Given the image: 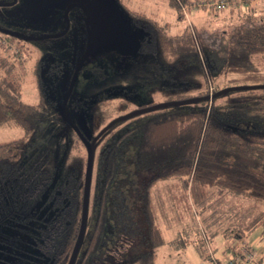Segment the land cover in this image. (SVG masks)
Listing matches in <instances>:
<instances>
[{
	"label": "trees",
	"instance_id": "16d2710c",
	"mask_svg": "<svg viewBox=\"0 0 264 264\" xmlns=\"http://www.w3.org/2000/svg\"><path fill=\"white\" fill-rule=\"evenodd\" d=\"M180 1L185 5L190 3L188 0ZM238 1L239 8L244 6L248 12L241 10L237 15L245 13L250 17L244 30L233 28L228 35L223 33L218 42L216 39L200 44L194 39L193 30H188V25L184 29L186 33L179 34L174 40L171 36H164L160 25H154L152 20L128 11L132 22H142L152 36L149 41L142 43L140 54L134 59V67L146 63L142 59L143 54L151 53L156 60V51H164V43L159 40L165 37L171 59L170 67L176 69L179 63L187 60L194 64L200 76L198 81L191 79L161 85L158 91L168 92L165 97L167 101L194 97L188 92L197 88V85L204 88L197 96L209 94L207 83L218 75H231L230 81L236 84L237 81L264 84V67L261 68L264 62L260 61L261 57L264 59V0ZM120 3L123 4L121 0ZM170 5L176 18L185 19L177 0H170ZM212 17V20L221 18L223 22L226 19L219 12H213ZM81 28L85 30L86 43V27L82 25ZM158 59L163 58L160 55ZM159 63L163 71L169 72L164 61ZM5 70L8 71L7 76H10L12 69L8 66ZM3 84L6 91L16 97L17 102L11 105L0 98V126L9 124L19 127L23 134L16 140L0 143V203H8L12 208L9 212L3 210L0 223L6 220L9 222L13 210H19L18 215L24 221L23 224L36 223L37 214L44 209L39 221L42 227L35 231L36 234H31V245L41 258L47 259L46 264H67L80 228L86 148L72 127L63 120L61 113L54 111L59 118L55 113L47 112V116L40 100L37 104H27L20 100L21 93L14 81L4 79ZM187 89L188 92L184 93ZM246 92L257 93L225 100L232 94ZM111 99H104L99 94L88 105L90 123L96 117L101 122L103 117L118 110L113 109ZM75 108L78 110L81 105L77 103ZM130 125L112 145L106 142L115 125L95 143L91 181L93 187L89 194L87 224L75 264H99L95 256L106 242L109 209L122 205V199L126 197L125 191H112L119 171V148L122 140L135 134L138 139L135 164L153 175L141 193V207L153 250L167 243L179 246L178 237L168 242L163 239L151 210L152 185L168 179L178 180L184 192L188 195L190 193L189 209L191 214L193 209L196 210V214H192L193 219L199 216L197 232L201 238L195 244L199 263L208 264L207 247L214 244L216 236L222 239L232 236L221 252L227 253L229 250L233 256L239 251L240 239H245L246 234L255 228L259 227L261 236H264V207L256 213L251 206L244 207L239 201V198H247L264 206V89L229 92L211 101L168 106L152 111L144 119L131 121ZM68 131L75 135L74 141L68 136ZM48 142L51 147L52 143L55 144V152L58 148L63 151L61 159L56 158L54 150L52 155L44 150ZM72 149L75 153L69 156ZM209 190L216 193H209ZM226 195L232 199H227ZM12 205H17L18 209ZM205 211L212 212V217L211 213L206 216ZM45 217L47 220L43 221ZM212 250L218 253L216 245H213ZM32 257V254H28V260ZM263 261L262 256V260L259 259L256 264ZM13 263L6 259L4 261V264ZM127 264H155V256L153 252H146L137 255Z\"/></svg>",
	"mask_w": 264,
	"mask_h": 264
},
{
	"label": "rangeland",
	"instance_id": "374dc122",
	"mask_svg": "<svg viewBox=\"0 0 264 264\" xmlns=\"http://www.w3.org/2000/svg\"><path fill=\"white\" fill-rule=\"evenodd\" d=\"M118 1L15 0L9 7H0V15L7 20L5 29L9 32H17L34 38L54 32H64L63 35L53 40L23 39L8 33H0V98L11 105H15L17 102L16 97L12 96L11 93L9 94L4 88L3 82L6 79L16 83V87L21 93V101L27 104H37L40 100L43 106L42 110L46 112V115L47 112L54 114V111H57L60 113L69 80H71L72 73L86 48L85 30L81 28L82 21H86L85 12L73 7L69 13L72 18L73 15H76L78 18L76 21L81 27L74 25L77 24L75 22L70 23V26L68 22L67 26L64 18H62L65 7L69 3L84 5L88 13L91 48L89 56L74 79L72 92L65 110L68 119L77 127L79 132L89 134L88 141L96 136L111 120L124 116L131 111L167 101L165 97L168 92L161 93L158 91L161 85L200 79L198 69L187 60L179 63L180 65L176 69L170 67L171 59L165 44V37L171 36L172 39L176 40L179 34L186 33L184 29L188 25V30H193L194 39L199 44L200 42L210 43L216 39L218 42L223 33L228 35L233 28L243 31V27L248 25L250 21V17L245 13L244 15H237L241 10L248 12L244 6L239 8L238 0H188L190 3L187 5L177 0L181 6V11L185 14L183 20L176 18L170 0H121L123 4L120 3V0ZM220 1H223L225 6L223 9L217 10L215 4ZM128 11L138 13L146 19L152 20L154 25L161 26L165 37H161L162 39L159 41L164 43V51L161 53L156 51V60L151 53L143 54L142 59L146 63L134 67L133 62L140 54L142 43L149 41L152 36L149 28L142 22H132ZM213 12L224 15L226 18L224 22L221 18L212 20ZM221 39L224 40L225 38ZM199 52L201 53V51ZM160 55L163 58L161 60L158 59ZM260 59L264 62L263 57ZM159 60L168 65L167 70L169 72L163 71ZM261 65V68L264 67V63ZM8 66L12 69L10 76H7L8 71L5 70V67ZM144 76L146 78L142 80ZM230 77L231 75H218L212 81L209 79L207 83L209 94L229 86L254 84L251 81H237L238 84H236L233 83L235 81H230ZM197 86L190 92L187 89L184 93L188 92L194 97H199L197 94H200L204 88L202 85ZM255 93L232 94L225 100L240 99L244 96L255 95ZM99 94L104 99L112 98L110 101L113 109L117 108L118 110L111 113L112 110L110 109L111 114L108 117H103L101 122L96 117L90 123L91 117L88 111L90 107L88 105H91ZM75 103H79L81 108L77 110ZM71 104L72 106H70ZM55 114L58 117V114ZM144 114L148 115H136L138 117L133 116L135 118L131 117L132 119L129 118L113 124L112 126L115 125L113 132L107 138L106 143L108 145L115 143L117 137L131 127V121L144 119L150 116L152 112ZM40 124L43 125L44 123ZM95 133L96 135H94ZM22 134L23 130L19 127L9 124L2 125L0 126V143L16 140ZM135 135L121 141L119 171L112 191L115 189L125 191L126 197L122 199V205L118 204V206L109 209L106 242L95 256V260L99 261V264H127L139 254L153 252L155 264H198L199 256L195 244L199 243L201 238L197 232L199 216L196 215L193 219L192 214H196V210L192 208L193 213L191 214L189 209L190 193L188 195L184 192L178 180L168 179L155 182L150 191V200L155 223L159 227L163 239L168 242L178 237L179 246L167 243L155 250L150 246L147 223L141 207L143 204L141 193L153 175L141 170L135 164L138 145V139ZM68 136L73 138V141L75 140V135L69 131ZM22 146L25 145L22 144ZM54 146L55 144L52 143L51 147L48 142L44 150L48 155H52L54 150L56 158L61 159L63 151L58 148L55 152ZM65 147L64 149L68 150V147ZM71 152L72 154L69 152V156H73L75 153L73 149ZM70 159L73 160V157ZM91 186L93 187V182H91L90 188ZM209 193L215 194L216 191L209 190ZM226 196L227 199H232L231 196ZM239 201L240 205L244 207L251 206L256 213L264 207L252 199L239 198ZM2 204L0 203V219L4 213L3 210L6 209V212H9L12 209L8 203ZM12 206L14 209H18L17 205ZM18 211L13 210L9 222L6 220L0 223V264H4L5 259L10 263L14 262L13 264H46L47 259L41 258L31 245V234L42 227L39 221L44 209H41L37 214V222H28L29 225L23 224L24 221L18 215ZM204 213L206 216L211 213L212 217V212L205 211ZM214 214L216 215V213ZM43 219L45 221L47 217ZM37 225L38 228L35 229ZM224 238L216 236L213 241V245L217 247L218 256L221 257L223 255L221 249L227 246L226 244L231 241L229 239L232 236L229 238L225 236ZM238 241L239 239L236 240V242ZM240 242H247L256 251V259L262 260V256L264 259V236H261L259 227L246 234L245 239H240ZM213 245H210V249L213 248ZM28 254L33 255L32 259L28 260ZM208 264L210 263L208 262ZM260 264H264V261Z\"/></svg>",
	"mask_w": 264,
	"mask_h": 264
},
{
	"label": "water",
	"instance_id": "95a60500",
	"mask_svg": "<svg viewBox=\"0 0 264 264\" xmlns=\"http://www.w3.org/2000/svg\"><path fill=\"white\" fill-rule=\"evenodd\" d=\"M15 2V0H14ZM76 7L81 9L83 12H85L86 16V21H85V27L87 31V42H86V48L85 52L80 59L79 64L77 65L76 69L74 70L71 80L69 82V86L67 89V92L63 98V101L61 103L60 107V113L65 122H67L72 129L76 132V134L79 136L81 141L83 142L85 148H86V153H87V158H86V169H85V179H84V188H83V198H82V211H81V221H80V228L78 232L77 239L75 241L73 250L71 252L70 258L68 260L67 264H75L77 255L79 253V250L81 248V245L84 240V235H85V230H86V224H87V215H88V203H89V194H90V185H91V176H92V168H93V160H94V151H95V143L97 139L105 132L107 131L113 124L129 119L133 116L152 112L158 109L166 108L168 106H181V105H186V104H194L200 101H210L213 100L216 97H219L223 94L229 93V92H235V91H241V90H256V89H264V84H251V85H235V86H229L223 89L218 90L217 92L205 96H199V97H191L183 100H172V101H165L161 102L155 105H150L146 106L143 108H140L138 110H134L129 112L128 114H125L124 116L117 117L113 120H111L104 128H102L96 136H94L90 141L87 140L89 137L88 133L82 134L79 132L77 127L70 122L68 117L65 115V107L66 103L68 101V98L72 92L73 84H74V79L80 69V67L84 64L85 60L90 54V48H91V33L89 29V18H88V13L82 4H77V3H69L65 7L64 10V17L66 19V25L68 26V13L71 8ZM4 31V30H3ZM5 33H8L12 36L18 37V38H23V39H31V40H42L44 38H47V35L45 36H40L39 38H34V37H29V36H24L20 33L17 32H9V31H4ZM64 32L60 33L58 36L63 35Z\"/></svg>",
	"mask_w": 264,
	"mask_h": 264
},
{
	"label": "built area",
	"instance_id": "2783aa9c",
	"mask_svg": "<svg viewBox=\"0 0 264 264\" xmlns=\"http://www.w3.org/2000/svg\"><path fill=\"white\" fill-rule=\"evenodd\" d=\"M224 6L225 4L223 1H220L217 4H215L217 10L223 9ZM207 248H208L207 252L209 253L208 254L209 262L211 264H256L258 260L256 259V254H257L256 251L253 250L248 244L242 242L239 246V251L234 256L231 255L230 251H228L227 253H222L223 255L221 257L218 256L219 253L217 254L212 249H210L209 245ZM199 264H206V263L200 262Z\"/></svg>",
	"mask_w": 264,
	"mask_h": 264
},
{
	"label": "flooded vegetation",
	"instance_id": "af4514ba",
	"mask_svg": "<svg viewBox=\"0 0 264 264\" xmlns=\"http://www.w3.org/2000/svg\"><path fill=\"white\" fill-rule=\"evenodd\" d=\"M13 1L14 0H0V7H9V6H11V3H13ZM17 4V3H16ZM14 5V4H13ZM68 18H69V20L70 21H68L69 22V26H70V23H77L78 24V22L76 21V19H78L77 17H76V15H73V18H72V16H70V15H68ZM64 20H65V22H66V19H65V17H64ZM64 22V23H65ZM6 24H7V20H5L4 18H3V16H1L0 15V33L1 32H3V33H5L4 31H7L6 29H5V26H6ZM85 25L83 24V27H84ZM4 30V31H3ZM62 32V31H61ZM58 33L60 34V32H57V33H52V34H47V38H44V39H46V40H49V39H51V40H53L54 38H58ZM25 36V35H24ZM45 36V35H44ZM39 38V37H38ZM59 38H61V37H59ZM43 40V39H42ZM72 47V46H71ZM80 62V61H79ZM79 62L77 63V65L79 64ZM77 65H76V67H77ZM76 67H75V69H76ZM74 69V70H75ZM74 72V71H73ZM73 74V73H72ZM71 79V78H70ZM69 82H70V80H69ZM68 89V88H67ZM82 133V132H81Z\"/></svg>",
	"mask_w": 264,
	"mask_h": 264
},
{
	"label": "bare ground",
	"instance_id": "6f19581e",
	"mask_svg": "<svg viewBox=\"0 0 264 264\" xmlns=\"http://www.w3.org/2000/svg\"><path fill=\"white\" fill-rule=\"evenodd\" d=\"M68 20V19H67Z\"/></svg>",
	"mask_w": 264,
	"mask_h": 264
},
{
	"label": "crops",
	"instance_id": "0c3cea01",
	"mask_svg": "<svg viewBox=\"0 0 264 264\" xmlns=\"http://www.w3.org/2000/svg\"><path fill=\"white\" fill-rule=\"evenodd\" d=\"M218 254V253H217Z\"/></svg>",
	"mask_w": 264,
	"mask_h": 264
}]
</instances>
